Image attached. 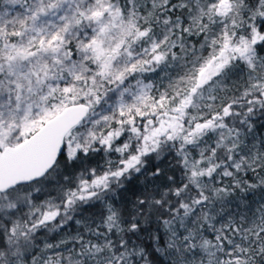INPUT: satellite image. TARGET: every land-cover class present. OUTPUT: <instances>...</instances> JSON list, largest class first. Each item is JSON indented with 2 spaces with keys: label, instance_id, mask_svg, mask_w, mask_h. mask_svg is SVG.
<instances>
[{
  "label": "snow or ice",
  "instance_id": "1",
  "mask_svg": "<svg viewBox=\"0 0 264 264\" xmlns=\"http://www.w3.org/2000/svg\"><path fill=\"white\" fill-rule=\"evenodd\" d=\"M0 264H264V0H0Z\"/></svg>",
  "mask_w": 264,
  "mask_h": 264
},
{
  "label": "trees",
  "instance_id": "2",
  "mask_svg": "<svg viewBox=\"0 0 264 264\" xmlns=\"http://www.w3.org/2000/svg\"><path fill=\"white\" fill-rule=\"evenodd\" d=\"M99 162H100V163H103L102 160H100ZM261 195H262V194H261L260 192H256L255 196H254V197H250V198H252V199H259ZM68 231H69V232H74V231H75V226L70 227V228L68 229ZM61 238H62V236H58V237H56V239H61Z\"/></svg>",
  "mask_w": 264,
  "mask_h": 264
}]
</instances>
